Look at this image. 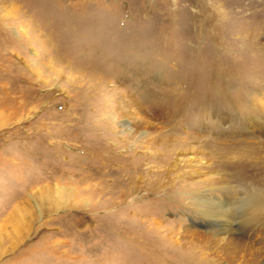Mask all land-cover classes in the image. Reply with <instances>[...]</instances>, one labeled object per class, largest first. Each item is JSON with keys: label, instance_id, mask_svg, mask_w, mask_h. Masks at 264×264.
Masks as SVG:
<instances>
[{"label": "rangeland", "instance_id": "rangeland-1", "mask_svg": "<svg viewBox=\"0 0 264 264\" xmlns=\"http://www.w3.org/2000/svg\"><path fill=\"white\" fill-rule=\"evenodd\" d=\"M246 193L264 0H0V264H264Z\"/></svg>", "mask_w": 264, "mask_h": 264}, {"label": "bare ground", "instance_id": "bare-ground-1", "mask_svg": "<svg viewBox=\"0 0 264 264\" xmlns=\"http://www.w3.org/2000/svg\"><path fill=\"white\" fill-rule=\"evenodd\" d=\"M227 194V193H226ZM248 194V193H246ZM224 199H214L210 198L208 196H201L199 200L196 202V211L199 212L201 216L206 217V219L210 222V224L213 225L212 229L213 235H219L220 232H230L232 230V219L234 217V213L231 212L232 207H234L235 202L230 199V197H227L226 195H223ZM244 204V216L247 215V219L241 218L240 227L242 230H246L250 227V225L253 224V222L259 218L258 216L253 213L250 214L246 211L247 208L250 209V207H257L259 210L258 213L262 214L264 213V199L258 195H247L246 198H242ZM264 216V215H263ZM243 217V215H242ZM245 218V217H244ZM260 220V219H259Z\"/></svg>", "mask_w": 264, "mask_h": 264}]
</instances>
